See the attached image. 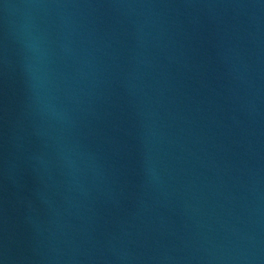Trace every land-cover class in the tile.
Masks as SVG:
<instances>
[{
	"label": "water",
	"instance_id": "water-1",
	"mask_svg": "<svg viewBox=\"0 0 264 264\" xmlns=\"http://www.w3.org/2000/svg\"><path fill=\"white\" fill-rule=\"evenodd\" d=\"M0 264H264V0H0Z\"/></svg>",
	"mask_w": 264,
	"mask_h": 264
}]
</instances>
